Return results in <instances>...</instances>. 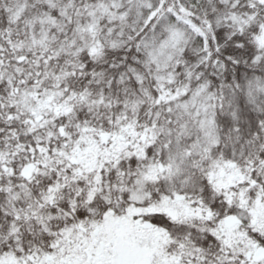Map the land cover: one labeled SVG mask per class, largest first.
I'll return each instance as SVG.
<instances>
[{"label": "snow or ice", "instance_id": "snow-or-ice-1", "mask_svg": "<svg viewBox=\"0 0 264 264\" xmlns=\"http://www.w3.org/2000/svg\"><path fill=\"white\" fill-rule=\"evenodd\" d=\"M0 264H264V0H0Z\"/></svg>", "mask_w": 264, "mask_h": 264}]
</instances>
